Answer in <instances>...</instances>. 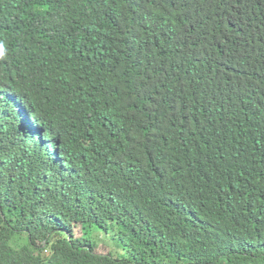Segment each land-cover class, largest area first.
<instances>
[{"label":"trees","instance_id":"1","mask_svg":"<svg viewBox=\"0 0 264 264\" xmlns=\"http://www.w3.org/2000/svg\"><path fill=\"white\" fill-rule=\"evenodd\" d=\"M0 264H264V0H0Z\"/></svg>","mask_w":264,"mask_h":264},{"label":"rangeland","instance_id":"2","mask_svg":"<svg viewBox=\"0 0 264 264\" xmlns=\"http://www.w3.org/2000/svg\"><path fill=\"white\" fill-rule=\"evenodd\" d=\"M37 243H42L41 239L38 238ZM107 243L109 244V242H107ZM98 252L101 254H107L110 252V249L108 247H106L105 244L101 243L99 246Z\"/></svg>","mask_w":264,"mask_h":264}]
</instances>
